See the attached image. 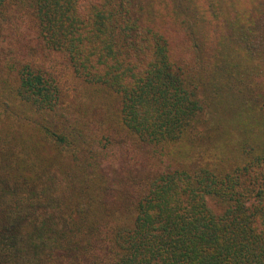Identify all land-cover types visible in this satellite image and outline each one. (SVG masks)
Instances as JSON below:
<instances>
[{
  "label": "trees",
  "instance_id": "16d2710c",
  "mask_svg": "<svg viewBox=\"0 0 264 264\" xmlns=\"http://www.w3.org/2000/svg\"><path fill=\"white\" fill-rule=\"evenodd\" d=\"M0 264H264V0H0Z\"/></svg>",
  "mask_w": 264,
  "mask_h": 264
},
{
  "label": "rangeland",
  "instance_id": "374dc122",
  "mask_svg": "<svg viewBox=\"0 0 264 264\" xmlns=\"http://www.w3.org/2000/svg\"><path fill=\"white\" fill-rule=\"evenodd\" d=\"M75 82H77V81L75 80L74 83H75ZM83 84H84V83H83ZM83 84H81L82 87H83V88H86L85 84H84V85H83ZM65 85H66V84H65ZM79 85H80V83L77 82V83L74 84L72 87L77 89ZM82 92H83V91H82ZM85 100H88V105H89V106H92L93 104L98 105V106H102V105H104V103L101 102V98L99 99V101H97V100H98V98H97V99H96V102H95V101H94V102L92 101V104H90V103H91V100L88 99V92H87V95H86Z\"/></svg>",
  "mask_w": 264,
  "mask_h": 264
}]
</instances>
